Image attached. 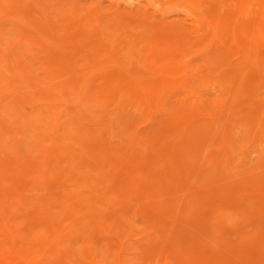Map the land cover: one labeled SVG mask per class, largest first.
I'll return each instance as SVG.
<instances>
[{
	"label": "rangeland",
	"instance_id": "obj_1",
	"mask_svg": "<svg viewBox=\"0 0 264 264\" xmlns=\"http://www.w3.org/2000/svg\"><path fill=\"white\" fill-rule=\"evenodd\" d=\"M263 27L264 0H0V264L261 263Z\"/></svg>",
	"mask_w": 264,
	"mask_h": 264
},
{
	"label": "bare ground",
	"instance_id": "obj_2",
	"mask_svg": "<svg viewBox=\"0 0 264 264\" xmlns=\"http://www.w3.org/2000/svg\"><path fill=\"white\" fill-rule=\"evenodd\" d=\"M215 1H216V0H215ZM228 1H229V0H228ZM230 2H231V1H230ZM206 4H207V3H206ZM204 5H205V4H204ZM76 6H77V5H76ZM208 7H209V6H208ZM217 7H218V6H217ZM78 8H79V7H78ZM248 8H249V6H248ZM231 10H232V9H231ZM239 13H240V12H239ZM244 13H245V12H244ZM239 15H240V14H239ZM201 16H202V15H201ZM11 18H12V17H11ZM93 19H94V18H93ZM259 19H261V18H259ZM21 22H22V21H21ZM258 25H259V24H258ZM27 26H28V25H27ZM253 28H254V27H253ZM256 28H258V27H256ZM263 28H264V27H263ZM201 31H202V30H201ZM261 31L264 32V29L261 30ZM237 32H238V31H237ZM202 33H203V32H202ZM263 35H264V34H263ZM259 36H261V34H259ZM261 37H262V36H261ZM258 38H259V37H258ZM258 38H257V39H258ZM44 39H45V38H44ZM262 39H263V37H262ZM47 41H48V40H47ZM35 42H36V41H35ZM257 43H258V42H257ZM11 45H12V44H11ZM56 48H57V47H56ZM21 57H22V56H21ZM192 57H193V56H192ZM21 66L23 67V64H21ZM106 66H107V65H106ZM15 67H16V66H15ZM98 67H99V66H98ZM23 68H24V67H23ZM99 68H100V67H99ZM25 69H26V68H25ZM93 69L96 70L95 68H93ZM97 70H98V69H97ZM24 71H25V70H24ZM90 73H91V72H90ZM28 74H29V73H28ZM86 75H87V74H86ZM30 76H31V75H30ZM33 76H34V75H33ZM87 76H88V75H87ZM36 78H38V80H40L38 76H37ZM84 78H85V77L83 76V79H84ZM33 79H35V77H33ZM73 79H76V78H73ZM73 79H72L71 81H73ZM65 80H67V79H64L63 81H65ZM25 81H26V80H25ZM29 81H30V80H29ZM74 81H77V80H74ZM26 82H27V81H26ZM67 82H69V80H68ZM24 83H25V82H24ZM64 83H65V82H64ZM71 83L73 84V82H71ZM82 83H83V82H82ZM72 84H71V85H72ZM229 84H230V83H229ZM69 85H70V84H69ZM71 85H70V86H71ZM74 85H75V84H74ZM77 85H78V84H77ZM105 85H106V82H105ZM163 85H164V84H163ZM165 86H166V85H165ZM63 87H64V86H63ZM79 88H80V87H79ZM28 89H29V88H28ZM28 89H27V90H28ZM7 90H8V89H7ZM63 90H64V89H63ZM158 90H159V89H158ZM35 91H36V90H35ZM40 91H41V90L39 89V90L37 91V93H38V92L40 93ZM82 91H83V88H82V90H80V92H82ZM143 91L145 92V90H143ZM25 92H26V91H25ZM77 92H78V91H77ZM157 92H158V91H157ZM26 93L28 94L29 92L27 91ZM43 93H44V92H43ZM54 93H56V92H53V94H54ZM83 93L85 94L84 91H83ZM159 93H160V92H159ZM20 94H21V93H20ZM20 94H19V95H20ZM61 94H62V93H61ZM120 94H121V93H120ZM157 94H158V93H157ZM22 95H23V93H22ZM24 95H25V93H24ZM29 95H30V94H28L27 96H29ZM31 95H32V94H31ZM37 95H38V94H37ZM41 95H43V94H41ZM41 95H40V96H41ZM87 95H88V94H87ZM97 95H98V94H97ZM122 95H123V94H122ZM16 96H17L16 98H18V95H17V94H16ZM25 96H26V95H25ZM55 96H56V95H54V96H52V97H55ZM93 96H94V93H93ZM112 96H113V95H112ZM23 97H24V96H23ZM29 97H30V96H29ZM29 97H28V99H31V101H32V99H34V98H33V97H34L33 95L31 96L32 98H29ZM82 97H83V96H82ZM89 97H90V98L92 97L91 94L89 95ZM19 98H20V96H19ZM19 98H18V99H19ZM25 98H26V97H25ZM36 98H37V97H36ZM36 98H35V99H36ZM84 98H85V97H84ZM92 98H94V97H92ZM121 98H122V96H121ZM21 99H23V98H21ZM35 99H34V100H35ZM19 100H20V99H19ZM23 101H26V99H23ZM31 101H30V102H31ZM101 101H102V100H101ZM229 101H230V99H229ZM15 102H16V101H15ZM28 102H29V101H27V104H28ZM30 102H29V103H30ZM33 102H34V101H33ZM33 102H31L30 105L35 106V104H34V105L32 104ZM20 103H22V102L20 101ZM23 103L25 104V102H23ZM4 104H5V103H4ZM84 104H85V103H84ZM7 105H8V104H7ZM3 106H4V105H3ZM83 106H84V105H83ZM22 107H23V106H22ZM50 107L52 108L53 106H50ZM84 107H85V106H84ZM165 107H166V106H165ZM227 108H228V107H227ZM229 108H230V107H229ZM8 111H10V110H8ZM8 111H6V112H8ZM50 111H51V112H52V111L55 112L54 110H50ZM35 113H36V112H35ZM4 118H5V117H4ZM74 122H75V121H74ZM214 124H215V123H214ZM83 127H84V126H82V128H83ZM78 128L82 130L81 127H78ZM48 129H49V127H48ZM76 130H77V129H76ZM76 130H75V131H76ZM9 131H10V130H9ZM9 131H8V133H9ZM11 131H13V130L11 129ZM70 132H72V131L70 130ZM79 132L81 133V131H79ZM76 133H77V132H76ZM85 133H86V132H85ZM71 134H72V133H71ZM87 134H88V133H87ZM77 135L79 136V135H81V134L77 133V134L74 135V136H77ZM78 136H77V137H78ZM82 136H83V137H82ZM82 136H81L80 138H79V137H78V138H79V139H82V140H83V139H85V140L87 139L86 134H85L86 138H84V134H83ZM5 138H6V137H5ZM69 138H70V135H69ZM90 138H91V137H90ZM126 138H127V137H126ZM3 140H4V139H3ZM74 140H75V139H74ZM124 141H125V140H124ZM128 141H129V140H128ZM35 143H36V142H35ZM38 144H39V142H38ZM77 144H78V143H77ZM79 144H80V143H79ZM154 144H155V143H154ZM152 145H153V143H152ZM1 147H2V146H1ZM5 147H6V146H5ZM64 147H65V146H64ZM3 149H4V147H3ZM3 149H2V150H3ZM34 149H35V148H34ZM64 150H66V148L63 149V151H64ZM27 151H28V150H27ZM56 151H57V150H56ZM36 152H37V151H36ZM40 152H41V151H40ZM58 152H59V151H58ZM32 153H34V152H32ZM143 153H144V152H143ZM34 154H35V153H34ZM37 154H39V153H37ZM57 154H58L59 156H61V153H60V154H59V153H56L57 158H58V155H57ZM109 154H110V152H109ZM129 154H130V153H129ZM67 155H68V154H67ZM69 155H70V153H69ZM9 157H10V155H9L8 157H6V158H9ZM65 157H66V156H65ZM121 157H122V156H121ZM57 158H56V159H57ZM59 158H60V157H59ZM61 158H62V157H61ZM14 159H15V161H17V163H18V160H16V158H12V160H14ZM10 160H11V158H10ZM12 160H11V162H13ZM129 160H130V159H129ZM4 161H5V160H4ZM15 161L12 163V165L15 163ZM19 161H20V160H19ZM6 162H7V159H6ZM6 162H5V163H6ZM8 162L11 164L10 161H8ZM35 163H36V162H35ZM7 164H8V163H6V165H7ZM10 164H9V165H10ZM56 164H57V163H56ZM2 165H4V164H2ZM9 165H7L8 167L5 166V165L2 166V167H4V169H3V168L1 167V165H0V168H2L1 171H2V170H5V167L9 168L10 166H12V165H10V166H9ZM31 165H32V164H31ZM31 165H29V166H31ZM17 166H18V165H17ZM20 166H21V165H20ZM23 166H24V165H23ZM23 166H22V167H23ZM29 166H28V167H29ZM56 166L58 167V165H56ZM7 168H6V169H7ZM10 168H11V167H10ZM52 168H53V170H54V167H52ZM52 168H51V169H52ZM18 169H19V168H18ZM23 169H24V168H23ZM27 169H28V168H27ZM13 170H15V167H13ZM28 170H30V167H29ZM28 170H25V171H28ZM42 170H43V169H42ZM8 171H9V170H8ZM8 171L6 170V172H8ZM23 171H24V170H23ZM25 171H24V172H25ZM45 171H46V170H45ZM224 171H225V170H224ZM9 172H10V171H9ZM11 172H13V171H11ZM25 173H26V172H25ZM42 173H43V172H42ZM44 173H45V172H44ZM44 173H43L42 175H45ZM184 173H185V172H184ZM4 174H5V172H4ZM2 175H3V173H2ZM34 175H35V173H34ZM2 178H3V177H1L0 180H4L5 177H4L3 179H2ZM8 178H9V177H8ZM10 179H13V178H10ZM49 180H50V178H49ZM7 181H8V180L5 179V182H4V181H3V182L0 181V182H2V184L5 183V184H4V186H5V185H7V184H6ZM9 181H10V180H9ZM51 181H52V184H53V179H52ZM51 181H48V184H49V182H51ZM42 182H43V181H42ZM54 182H56V181H54ZM14 184H15V181H14ZM48 184H47V185H48ZM56 184H57V182H56ZM0 185H1V184H0ZM8 185H9V182H8ZM49 185H50V184H49ZM2 186H3V185H2ZM9 186H10V188H11L12 185L10 184ZM9 186H6V187L9 188ZM57 187H58V186H57ZM99 187H100V186H99ZM94 188H95V187H94ZM3 189H4V188H3ZM70 189H71V188H70ZM125 190H128V189H125ZM5 191H6V189H5ZM108 191H109V190H108ZM6 192H7V191H6ZM8 192H9V191H8ZM14 192H15V191H14ZM16 192H17V191H16ZM126 193H127V192H126ZM68 194H69V193H68ZM123 194H125V193H123ZM3 195H4V194H3ZM20 195H21V194H20ZM53 195H54V194H53ZM107 197H108V196H107ZM238 197H239V196H238ZM19 198H20V197H19ZM12 199H13V198H12ZM107 199H108V198H107ZM53 200H54V199H53ZM83 200H84V199H83ZM119 200H120V199H119ZM121 200H122V199H121ZM128 200H129V199H128ZM128 200H126V201H128ZM48 201H49V199H48ZM126 201H122V202H126ZM187 201H188V200H187ZM84 202H85V201H84ZM122 202H121V203H122ZM15 204H17V203H15ZM46 204H47V202H46ZM49 204H51V203H49ZM58 204H59V203H58ZM86 204H87V203H86ZM110 204H111V203H110ZM84 205H85V204H84ZM184 205H185V204H184ZM45 206H46V205H45ZM87 206H88V205H87ZM113 206H114V205H113ZM120 206H121V205H120ZM131 206H132V205H130V207H131ZM146 206H147V205H146ZM153 206H155V205H153ZM118 207H119V206H118ZM125 207H126V206H125ZM128 207H129V206H128ZM132 207H133V206H132ZM60 208H61V207H60ZM112 208H114V207H112ZM43 209H44V208H43ZM172 209H173V208H172ZM90 210H91V209H90ZM95 210H97V209H95ZM118 210H119V209H118ZM87 211H88V210H87ZM98 211H99V210H98ZM102 211H103V210H102ZM124 211H125V210H124ZM91 212H92V211H91ZM91 212H90V213H91ZM95 212H96V211H95ZM100 212H101V211H100ZM105 212H106V211H105ZM107 212H108V211H107ZM126 212H127V211H126ZM223 213H224V212H223ZM42 214H43V215H42ZM44 214H46V213H44V212L41 213L42 218L45 216ZM86 214H87V213H86ZM98 214H99V212H98ZM154 214H155V213H154ZM221 214H222V213H221ZM24 215H25V214H24ZM50 215H51V214H50ZM88 215H89V214H88ZM12 216H14V214H13ZM16 216H19V214H17ZM46 216H47V215H46ZM46 216H45V217H46ZM53 216H54V215H52L51 217H53ZM104 216H107V215H104ZM21 217H22V214H21ZM27 217H28V216H27ZM39 217H40V215H39ZM100 217H101V216H100ZM111 217H112V215H111ZM111 217H110V218H111ZM120 217H122V216H120ZM231 217H232V216H231ZM28 218H29V217H28ZM49 218H50V217H49ZM49 218H48V219H49ZM89 218H90V216H89ZM104 218H107V217H104ZM175 218H176V217H175ZM224 218H226V217H224ZM15 219H16V218H15ZM29 219H30V218H29ZM40 219H41V218H40ZM228 219H229V218H228ZM12 220H14V218L11 219L10 222H14V221H15V220H14V221H12ZM16 220H17V219H16ZM26 220H27V219H26ZM33 220H34V219H33ZM42 220H44V218H43ZM82 220H83V218H82ZM104 220H105V219H104ZM108 220H109V219H108ZM28 221L31 222V219L28 220ZM84 221H85V219H84ZM87 221H88V218H87ZM85 222H86V221H85ZM179 222H180V221H179ZM83 223H84V222H83ZM97 223H98V222H97ZM97 223H96V224H97ZM107 223H108V222H107ZM107 223H106V224H107ZM3 224H4V223H3ZM11 224H12V223H11ZM21 224H22V223H21ZM27 224H30V225H27V227H29V226H33V225H32V222H31V223H28V222H27ZM47 225H48V224H47ZM51 225H52L53 227H56V226H57V225L54 226V224H51ZM51 225H49V227H52ZM80 225H81V222H80ZM82 225H83V224H82ZM84 225H86V224L84 223ZM262 225H263V224H262ZM19 226H20V225H19ZM23 226H24V225H23ZM78 226H79V225H78ZM219 226H220V225H219ZM24 227H25V226H24ZM79 227H81L80 230L83 229L82 226H79ZM83 227H84V226H83ZM87 227H88V226H87ZM102 227H103V226H102ZM232 227H233V226H232ZM22 228H23V227H22ZM34 228H35V227H33V229H34ZM43 228H44V227H43ZM123 228H124V227H123ZM29 229H30V227H29ZM33 229L31 228L29 231H32ZM53 229H54V228H53ZM53 229H52V232L54 231ZM77 229H78V227H77ZM101 229H102V228H101ZM124 229H125V228H124ZM189 229H190V228H189ZM26 230H28V229H26ZM26 230H25V232H26ZM35 230H36V228H35ZM35 230H34L33 233H35ZM47 230H48V229H47ZM55 230H56V229H55ZM36 231L39 232L40 230L37 229ZM48 231H49V230H48ZM50 231H51V228H50ZM16 232H19V230L16 231ZM16 232H14V233H16ZM38 232H36V233H38ZM41 232H42V230H41ZM41 232H39V233L41 234V236H43L44 234L41 233ZM52 232H51V234H52ZM14 233H13V234H14ZM19 233H20V232H19ZM19 233H18V235H19ZM21 233H22V235H23V232H21ZM33 233H31V236H28L30 233L27 234V232H26V234H27L26 236H28V237H32ZM36 233H35V235H36ZM53 233L55 234V231H54ZM87 233H88V232H87ZM89 233H90V232H89ZM89 233H88V234H89ZM259 233H260V232H259ZM259 233H258V234H259ZM42 234H43V235H42ZM102 234H103V233H102ZM14 235H15V234H14ZM14 235H12V236L14 237ZM38 235H39V234H38ZM48 235H49V233H48ZM59 235H60V234H59ZM261 235H262V234H261ZM261 235H259V237H261ZM4 236H5V234H4ZM20 236H21V235H20ZM26 236L24 235V236H22L21 238H25ZM44 236H46V234H45ZM54 236H55V235H54ZM56 236H57V232H56ZM83 236H84V235H83ZM256 236H257V235H256ZM5 237H6V236H5ZM61 237H62V236H61ZM252 237H255V235L252 236ZM26 238H27V237H26ZM37 238H38V237H37ZM40 238H41V237H40ZM45 238H46V237H44L43 240H45ZM57 238H58V236H57ZM59 238H60V237H59ZM59 238H58V239H59ZM69 238H70V237H69ZM69 238L67 237V239H69ZM71 238H72V237H71ZM74 238H75V237H74ZM92 238H93V237H92ZM49 239H50V238H49ZM87 239H88V238H87ZM90 239H91V237H90ZM240 239H241V238H240ZM254 239H255V238H254ZM1 240L3 241V239H1ZM51 240H52V239H51ZM69 240H70V239H69ZM71 240H72V239H71ZM74 240H75V239H74ZM248 240H249V239L245 240V238H244V241H248ZM250 240H251V241L246 242V243H247V244L249 243L250 246H251V245L255 246L254 244H256L255 247H257V246L259 247V245H257V242H256L255 240H252V238H251ZM256 240H257V239H256ZM261 240H262V237H261ZM4 241H5V240H4ZM4 241H3V242H4ZM20 241H22V239H21ZM54 241L56 242V240H54ZM244 241H242V242L239 244V247H237V246H238V245H237L236 248H235V247H232V249L235 248V249L237 250V248L241 249V247H242V249H243L242 252H241V251L238 252L239 249L237 250V252H238V254H239V253H244V252H243V251H244V248H243L244 245H245V247H249V248H250V246H248L246 243H244ZM253 241H255V243H253ZM258 241H259V238H258ZM3 242H0V243H2V245H3ZM47 242H48V241H47ZM159 242H160V241H159ZM250 242H251V243H250ZM73 243H74V242H73ZM144 243H145V242H144ZM162 243H163V242H162ZM242 243H244V245H243ZM252 243H253V244H252ZM258 243H259V242H258ZM5 244H6V242H5ZM41 244H42V243H41ZM90 244H91V243H90ZM105 244H106V243H105ZM6 245H7V244H6ZM52 245H53V244H52ZM227 245H228V244H227ZM241 245H243V246H241ZM26 246H27V245H26ZM240 246H241V247H240ZM253 246H252V247H253ZM1 247H2V248L4 247L5 250H7V248H6L4 245L1 246ZM29 247H30V246H29ZM76 247H77V246H75V248H76ZM255 247H254V248H255ZM258 247H257V255H258V252H259ZM20 248H21V247H20ZM23 248H24V247H23ZM26 248H27V247H26ZM47 248H48V247H47ZM77 248H78V247H77ZM81 248H82V247H81ZM229 248H230V247H229ZM27 249H30V248H27ZM246 249H248V248H246ZM250 249H252V248H250ZM3 250H4V249H3ZM45 250H46V249H45ZM26 251H27V250H26ZM108 251H110V250H108ZM78 252H79V251H78ZM195 252H196V250L194 251V253H195ZM198 252H199V254L201 255L202 252L200 253V251L197 250V253H198ZM253 252H254V251H253ZM255 252H256V251H255ZM54 253H55V252H54ZM79 253H80V252H79ZM181 253H182V252H181ZM197 253H196V255H198ZM18 254H19V253H18ZM80 254H81V253H80ZM209 254H210V253H209ZM55 255H57V253H56ZM55 255H54V256H55ZM100 255H101V254H100ZM228 255H229V254H228ZM234 255H235V256H238V255H236V254H234ZM244 255H245V253H244ZM20 256H22V255H20ZM179 256H180V260H182V259H181L182 255H179ZM214 256H215V255H214ZM214 256H213V257H214ZM241 256H243V255L241 254ZM241 256H238L239 259H241ZM245 256H246V255H245ZM254 256H255V255H254ZM254 256H253V257H254ZM258 256L263 257V258L261 259V263H259V260H258V259H256L255 261H253V263L255 262V264H257V263L262 264V263H263V259H264V253H263V255H262V254H259ZM3 257H4V256H3ZM52 257H53V254H52ZM120 257H121V256H120ZM197 257H198V256H197ZM197 257H196V258H197ZM200 257H201V259H204V258H202V257H204L203 255H202V256H199L198 258H200ZM225 257H228V258L230 257V258L228 259V258H225ZM231 257H232V258H231ZM243 257H244V256H243ZM101 258H102V257H101ZM165 258H166V257H165ZM182 258L184 259V257H182ZM205 258H206V257H205ZM256 258H257V257H256ZM30 259H31V258H30ZM201 259H200V260H201ZM223 259H225V261H223V264H225V263H227L228 261L231 262L234 258H233V256H225V255H224ZM223 259H222V260H223ZM231 259H232V260H231ZM236 259H237V258H236ZM242 259H245V260H246V258H242ZM253 259H254V258H253ZM118 260H119V259H118ZM247 260H248V259H247ZM250 260H251V258H250ZM250 260H249V262H251ZM197 261H199V260L197 259ZM204 261H205V260H204ZM207 261H210V262L212 263L213 260H212V258H211V259H209V260H207ZM226 261H227V262H226ZM243 261H244V260H243ZM257 261H258V262H257ZM32 262H33V261H32ZM205 262H206V261H205ZM210 262H209V263H210ZM224 262H225V263H224ZM229 262H228V263H229ZM232 262H235V259H234ZM244 262H246V261H244ZM26 263H27V261H26ZM43 263H44V262H43ZM164 263H165V261H164ZM181 263H182V262H181ZM228 263H227V264H228ZM176 264H177V262H176ZM183 264H184V263H183ZM196 264H197V263H196ZM204 264H205V263H204ZM207 264H208V263H207ZM213 264H216V263L214 262ZM229 264H230V263H229Z\"/></svg>",
	"mask_w": 264,
	"mask_h": 264
}]
</instances>
